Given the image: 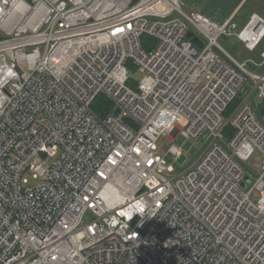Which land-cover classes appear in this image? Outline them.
I'll return each instance as SVG.
<instances>
[{"label": "built area", "instance_id": "1", "mask_svg": "<svg viewBox=\"0 0 264 264\" xmlns=\"http://www.w3.org/2000/svg\"><path fill=\"white\" fill-rule=\"evenodd\" d=\"M230 23L181 0H0V264H264V112L247 101L264 70L223 46ZM243 27L256 50L264 17ZM162 135L205 147L169 177L181 150L158 154Z\"/></svg>", "mask_w": 264, "mask_h": 264}, {"label": "rangeland", "instance_id": "2", "mask_svg": "<svg viewBox=\"0 0 264 264\" xmlns=\"http://www.w3.org/2000/svg\"><path fill=\"white\" fill-rule=\"evenodd\" d=\"M257 12L259 13H264V2L258 3L257 5ZM250 10L246 9L243 11V13L240 15V17H245L246 14H249ZM249 21V20H248ZM231 23L233 21L231 20ZM230 23V24H231ZM236 23V22H235ZM244 27L243 26H237V24L231 28V31L234 34H229L221 38V42L228 48V44L230 46L236 45L235 50L233 55L240 61H246V60H254L257 62L258 65L254 64L252 61L249 62V68L253 70H264V66H260L259 63L262 62V51L264 49V40L261 43V45L254 51L249 50L246 48L245 44L238 39L237 33L242 30ZM233 50V47H231ZM230 51V50H229ZM131 75L134 77L136 81H140L143 77V73L138 70L133 68L132 66H129ZM253 89V86L248 87L243 93L240 94V99L242 101L248 96L249 92ZM248 103L252 104L256 109L260 110V108L264 105V98L260 97L258 95V90L255 89L252 91L250 96L247 99ZM234 109L230 110L227 114L226 117H230ZM172 145H176L180 148L181 154L177 159L175 160L174 163V171L173 172H168L169 177H173L178 175L180 172L184 171L187 169L202 153L205 147V143L199 141L198 139L191 138L187 139L186 137L179 135L175 139L170 138L167 135H162L158 142H157V153L158 154H165L169 148ZM55 158L49 159V162H52ZM262 161H263V155L259 152L256 151L251 158L246 161L245 166L254 172L255 174H258L261 172L262 168ZM26 176L29 179L30 185H35L37 183V179L33 177L32 174L26 173ZM260 191L259 190H254L251 193V199L257 203L258 199L260 197Z\"/></svg>", "mask_w": 264, "mask_h": 264}, {"label": "crops", "instance_id": "3", "mask_svg": "<svg viewBox=\"0 0 264 264\" xmlns=\"http://www.w3.org/2000/svg\"><path fill=\"white\" fill-rule=\"evenodd\" d=\"M261 2L264 0H181L187 11H200L220 23L232 20L238 27L248 22L253 13L264 17V13L256 11L258 3ZM246 9L250 10V13L240 17Z\"/></svg>", "mask_w": 264, "mask_h": 264}, {"label": "trees", "instance_id": "4", "mask_svg": "<svg viewBox=\"0 0 264 264\" xmlns=\"http://www.w3.org/2000/svg\"><path fill=\"white\" fill-rule=\"evenodd\" d=\"M246 23H247V22H245L242 26H245ZM143 43H144V45L147 47V46H149L150 44L154 43V40H153L152 37L145 35V36L143 37ZM222 44H223V42H222ZM223 46L227 49V47H226L224 44H223ZM231 47H233V50H232ZM235 47H236V45H232V46H230V45L228 44V48H229L230 51H229L228 49H227V50L233 55L234 50H235ZM241 101H242V99H240V94H238V96L235 98V100H234V101L232 102V104L229 106V108H228L226 114H227L230 110L235 109L236 106H237ZM105 104H106L107 106H106ZM93 106H94V108H95L100 114H102V115H105L106 113H108V107H109V109L111 108V110H112V108H113L112 103H111L110 101H108V100H107L104 96H102V95H100V96L96 99V101L94 102ZM256 111L258 112L259 115H262V113L264 112V105L260 108V110L256 109ZM232 132H233V131H232V127L228 126V127L226 128V133H227L228 135H230Z\"/></svg>", "mask_w": 264, "mask_h": 264}, {"label": "water", "instance_id": "5", "mask_svg": "<svg viewBox=\"0 0 264 264\" xmlns=\"http://www.w3.org/2000/svg\"><path fill=\"white\" fill-rule=\"evenodd\" d=\"M188 37H190V38L192 39V41H193L195 44H197V45H199V46H203V42H202V40L199 38L198 35L195 34V32H194L193 30H190V31L188 32ZM246 88H248V85H246V86L244 87V90H245ZM244 90H243V91H244ZM243 91H242L241 93H243ZM119 112H120L119 109H117V110H116V114H119ZM124 120H125L126 122L130 123L131 125L136 126L137 128H139V126H138V125H137L132 119H130V118H128V117H125ZM176 132H177V131H175V133H176ZM204 139H205V138H202V141H204ZM245 180L248 182V185H249V186L253 183V179H252L249 175L246 176Z\"/></svg>", "mask_w": 264, "mask_h": 264}]
</instances>
